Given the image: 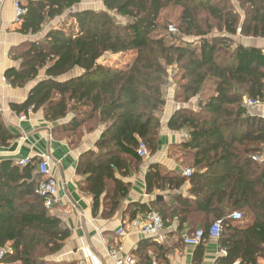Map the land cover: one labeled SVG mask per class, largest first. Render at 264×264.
<instances>
[{
    "label": "trees",
    "instance_id": "obj_1",
    "mask_svg": "<svg viewBox=\"0 0 264 264\" xmlns=\"http://www.w3.org/2000/svg\"><path fill=\"white\" fill-rule=\"evenodd\" d=\"M237 1L239 8L230 0H103V8L96 10L79 8L82 0H28L25 13L14 23L20 33L38 35L49 21L66 13L68 24L14 48L20 64L4 76L14 88L36 81L23 102L10 104L17 114L41 109L53 123L70 116L57 125L68 138L79 139L105 126L97 150L81 155L77 173L85 176L81 188L94 197V214L103 197L102 215L107 216L129 191L116 172L126 175L132 162L143 161L138 154L141 142L150 155L158 150L160 115L171 86L169 69L176 66L187 84L175 99L186 105L197 101L193 107L178 108L168 127L187 131L178 146L190 157L192 173L163 172L151 164L147 192L178 189L189 182V196L178 198L185 208H169L172 214L176 211L180 223L199 215L204 241L210 238V226L222 222L218 242L225 254L216 264H260L264 161L256 157L264 149V116L252 113L245 100L264 97V48L248 46L235 36L264 39V0ZM170 7L181 8L177 35L167 34L168 25L160 22ZM118 17L128 21L122 24ZM109 52L135 56L123 67L100 63ZM181 79L178 75V82ZM210 83L214 93L207 96ZM14 138L0 111V147H9ZM40 161L34 157L24 166L10 158L0 161L4 263L67 264L49 259L63 248L71 231L45 208L36 191ZM168 205L155 202L148 209L137 203L140 213H132L130 221L156 210L165 223ZM236 211L242 213L241 220L232 219ZM204 241L197 246L196 263Z\"/></svg>",
    "mask_w": 264,
    "mask_h": 264
},
{
    "label": "crops",
    "instance_id": "obj_2",
    "mask_svg": "<svg viewBox=\"0 0 264 264\" xmlns=\"http://www.w3.org/2000/svg\"><path fill=\"white\" fill-rule=\"evenodd\" d=\"M15 20L14 0H6L0 10V111L15 138L9 147H0V161L10 158L16 163L23 158L48 157L50 173L58 181L59 202L52 213L71 231L63 248L49 259L67 264H116L109 251L121 248L122 254H132L139 264H216L219 256L225 254L218 239L210 237L204 241L203 255L197 263L195 262L197 246L184 241L194 228L201 227L199 215L180 223L176 211L172 214L169 209L178 206L179 210L184 207L183 204L179 205L178 198L189 196V182L178 189H156L152 193L147 192L146 174L151 164H158L163 172L171 171L177 174L184 173L191 163L190 157L178 146L187 139V131H174L168 127V120L178 108L193 107L194 104L191 102L190 105H186L175 99V94L185 89L187 84L183 72L177 69L172 75L173 83L168 88L166 105L160 115L158 150L146 158L142 157L143 161L140 164L132 162L126 175L116 172V176L128 185V195L121 201L119 207L107 216L102 215L105 208L101 197L94 214V197L81 188L85 176L77 173V165L82 154L97 150L96 142L105 126L100 125L95 131L84 133L79 139L68 138L58 132L57 125L67 122L70 116L53 123L45 119L41 109L36 112L30 111L28 114H17L11 109V103H21L27 98L36 82L34 80L25 87L14 88L6 81L5 71L20 64V60L13 57L12 50L23 43L41 38L49 30L45 26L44 31L38 35H24L17 30ZM241 42L248 46L264 48V39L241 36ZM178 75L182 76L181 82L177 80ZM178 86L182 89L179 90ZM252 113L264 116V108H257ZM155 202L161 205L169 204L165 219L164 242H158L150 236L132 230L118 236V229L129 223L131 214L140 213L139 208L135 206L137 203L145 204L151 209L154 208ZM262 246L264 248V244ZM258 262L264 264V254L258 258Z\"/></svg>",
    "mask_w": 264,
    "mask_h": 264
},
{
    "label": "built area",
    "instance_id": "obj_3",
    "mask_svg": "<svg viewBox=\"0 0 264 264\" xmlns=\"http://www.w3.org/2000/svg\"><path fill=\"white\" fill-rule=\"evenodd\" d=\"M28 0H14V8L16 20H18L22 14L25 13L24 5ZM6 0H0V10ZM171 31H175L174 26H169ZM246 106L251 110L257 108H264V97L262 99H253L249 98L245 101ZM138 154L140 157H148L150 155L148 148L144 142H141L138 148ZM257 160L264 161V149L256 157ZM31 158H23L17 160V164L20 166L27 165L30 162ZM48 157L41 158L40 163L37 166V171L41 176V180L37 186V193L40 197L43 198L44 206L48 210H53L55 205L59 202L58 197V181L51 175L49 169ZM192 170L187 168L184 170L185 175H190ZM233 220H241L242 213L236 211L232 214ZM137 231L141 234L150 236L158 242H164L166 240L165 235V223L162 215L156 210H150L146 213L139 214L137 218L130 221L126 226H121L118 229V236H123L127 231ZM223 231V225L221 221H215L209 228V237L218 239ZM204 230L199 228L194 231L191 235L185 237L184 241L187 244L198 246L204 241ZM7 249L0 248V264H9L2 262L4 255L6 254ZM225 252V251H223ZM109 255L115 261L116 264H139L138 260L132 254H122L121 248H113L109 251ZM234 264H238L235 262Z\"/></svg>",
    "mask_w": 264,
    "mask_h": 264
},
{
    "label": "rangeland",
    "instance_id": "obj_4",
    "mask_svg": "<svg viewBox=\"0 0 264 264\" xmlns=\"http://www.w3.org/2000/svg\"><path fill=\"white\" fill-rule=\"evenodd\" d=\"M230 1L237 8H239L238 7V1L237 0H230ZM78 7L79 8H85V7H87V8H92V9L99 10V9H102L103 8V0H82V2L78 5ZM180 11H181V8H179V7H176V8H171L170 7V8L165 9L161 13L160 22L163 25H166V26L168 25L167 32H166L167 34H174V35H177L178 34V28H177L176 25H177V18H178L179 14H180ZM127 21H128L127 18L118 17V22H120L122 24L126 23ZM64 23L66 25L68 24L67 13L64 16H62V17H59V18H57L55 20H52V21H49L46 24V28L48 27L49 29H51L52 27L59 26V25L64 24ZM169 26H174L176 28V30L175 31H171ZM212 33L218 34V31L217 30H214ZM235 39L236 40H239L241 42V36L240 35L235 36ZM134 56L135 55L132 52H129V53H118V54H112V53L109 52V53L105 54L101 58V60H102V63L103 64H108V65H112V66L123 67L124 65H126L128 63H131V61L133 60ZM177 69L178 68H176V66H173L172 68L169 69V72L171 74V77H170L171 85L173 83V80H172L173 72L174 71L176 72ZM78 70L79 69H77L75 73H78L79 72ZM209 85H210V87L206 91V93H208L207 96H210V95H212L214 93V83H210ZM178 87L180 88L179 90L182 89V87H180V86H178ZM166 91H168V90H166ZM166 95H167V93H166ZM196 101H197V99H194L192 101V104L193 103L195 104ZM160 129H161V127H160Z\"/></svg>",
    "mask_w": 264,
    "mask_h": 264
}]
</instances>
